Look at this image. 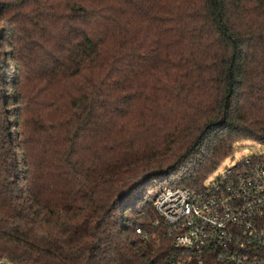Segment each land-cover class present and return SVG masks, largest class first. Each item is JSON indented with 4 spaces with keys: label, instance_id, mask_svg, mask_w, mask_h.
<instances>
[{
    "label": "trees",
    "instance_id": "trees-1",
    "mask_svg": "<svg viewBox=\"0 0 264 264\" xmlns=\"http://www.w3.org/2000/svg\"><path fill=\"white\" fill-rule=\"evenodd\" d=\"M33 75L74 94L31 122L5 90ZM248 141L264 146V0H0L1 257L171 264L153 198L201 189Z\"/></svg>",
    "mask_w": 264,
    "mask_h": 264
},
{
    "label": "built area",
    "instance_id": "built-area-1",
    "mask_svg": "<svg viewBox=\"0 0 264 264\" xmlns=\"http://www.w3.org/2000/svg\"><path fill=\"white\" fill-rule=\"evenodd\" d=\"M209 179L199 190L166 187L155 197L173 237L168 262L264 264V154L245 157ZM0 264L14 263L0 256Z\"/></svg>",
    "mask_w": 264,
    "mask_h": 264
},
{
    "label": "rangeland",
    "instance_id": "rangeland-1",
    "mask_svg": "<svg viewBox=\"0 0 264 264\" xmlns=\"http://www.w3.org/2000/svg\"><path fill=\"white\" fill-rule=\"evenodd\" d=\"M51 46L54 49H58L60 46H56L55 42L51 43ZM42 77V76H41ZM42 83L45 90H40L39 86ZM5 92L11 93L14 96L13 88L20 87L22 91V106L19 109L26 110V118L32 122V120H36L39 117V109L40 105L41 107L44 106L45 103H47L51 99H62V95H65V99H70L74 93L73 87L74 85L69 84H52L50 87H46L43 83V80L41 78V82L39 79H37L36 75H33L30 79L26 78L25 76L20 78L19 83L12 84V82H9L8 86H6ZM66 93V94H65ZM14 103V101H13ZM63 104H66V100L63 102ZM12 112L15 113L17 108L16 106H11ZM257 154H264V146L253 142H242L239 143L235 147V152L233 156L228 158L220 167L219 169L210 176L209 180H214L217 178L223 171L232 165H235L236 163L240 162L243 158L248 156H253ZM147 188H151L147 187ZM156 197V195H155ZM155 197L153 198V203L155 200ZM150 200V194L147 197H144V202Z\"/></svg>",
    "mask_w": 264,
    "mask_h": 264
}]
</instances>
